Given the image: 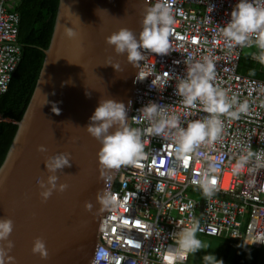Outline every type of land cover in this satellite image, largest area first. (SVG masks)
Listing matches in <instances>:
<instances>
[{"label":"built area","instance_id":"built-area-1","mask_svg":"<svg viewBox=\"0 0 264 264\" xmlns=\"http://www.w3.org/2000/svg\"><path fill=\"white\" fill-rule=\"evenodd\" d=\"M155 2L148 0V6ZM163 2L171 3L175 20L169 37V53L157 55L144 50V60L136 72L145 73V78L136 81L132 90L130 121L133 128L142 132L145 158L140 166H122L107 184L118 204L106 209L99 221V228L103 229L97 231L99 241L91 264H162L163 255L174 246V233L188 227L193 218L198 221V235L215 238L228 232L234 237L243 236L241 217L248 215L250 221L244 227V236L250 241L264 237V169L254 177L246 170L240 175L232 174V165L249 144L254 152L264 154V82L238 73L240 57L245 50L256 46L255 37L245 46L229 47L225 41L219 27L229 21L236 0ZM16 4L17 0H0V96L8 92L22 57L17 39ZM208 4L215 5L211 13L207 12ZM204 57L215 63L213 86L224 90L229 100L235 96L238 103L247 101L248 111L238 119L218 114L223 124L220 137L211 145H201L199 150L204 155L193 156L185 166L175 155L172 139L149 133L151 123L141 119L136 109L149 101L157 102L161 105L158 119L175 115L180 127L211 115L199 100L194 106H185L182 97L174 91L179 79L186 75L185 62L202 61ZM157 76L168 82L162 91L159 85L156 89L149 87ZM221 155L220 171L213 174L215 191L211 197H205L191 180L207 167L209 160ZM253 178L255 183L250 184ZM189 193L199 194L201 199L190 198ZM190 202L191 207H185ZM115 219L118 220L113 222ZM111 224L117 233L107 237ZM253 243L255 249L260 247L261 243Z\"/></svg>","mask_w":264,"mask_h":264},{"label":"water","instance_id":"water-1","mask_svg":"<svg viewBox=\"0 0 264 264\" xmlns=\"http://www.w3.org/2000/svg\"><path fill=\"white\" fill-rule=\"evenodd\" d=\"M127 6V0H58L39 77L0 166V218L13 222L9 239L14 244L10 252L14 264H91L102 211L91 199L104 188V182L99 178L97 160H93L100 145L84 126L100 99L111 98L126 106L131 101L132 105L133 66L105 41L110 29L115 32L125 27L134 34L139 32L138 18ZM70 26L77 33L71 39L64 35ZM105 63H117L120 69L115 71ZM53 103L58 114L51 110ZM39 145L44 146V152L38 150ZM60 152L69 155L70 166L56 173L57 183L68 187L62 192L54 190L42 202L37 179L48 175L43 162ZM84 159L95 168L80 170ZM72 167L74 175L70 174ZM75 178L78 184L87 179L90 182L76 186ZM87 195L92 196L90 200ZM72 198L78 205L76 211L69 208ZM86 202H91V210L85 209ZM36 237L45 243L46 260L31 252Z\"/></svg>","mask_w":264,"mask_h":264},{"label":"clouds","instance_id":"clouds-1","mask_svg":"<svg viewBox=\"0 0 264 264\" xmlns=\"http://www.w3.org/2000/svg\"><path fill=\"white\" fill-rule=\"evenodd\" d=\"M214 7L215 5L208 4L207 12L211 13ZM229 15V21L219 27L229 47L245 46L252 42L251 38L254 36V43L260 50L255 55V59L264 64V0H236ZM208 18L211 19L209 16ZM174 23L171 3L156 0L154 4L144 8L138 33L134 34L131 29L121 27L107 35L105 41L112 46L116 54H124L126 61L131 66L137 67L144 60V50L157 55L169 53V37ZM76 34L73 27H66L64 33L66 37L71 39ZM185 63L187 64L186 75L177 82L175 94L182 97V103L185 106H194L199 100L207 113L211 115L202 120H192L186 127H180L175 115L158 119L161 105L157 102L149 101L136 111L141 114V119L151 123V127L147 129L149 133L172 139L176 157L187 166L193 156L199 158L204 155L199 150L201 145H211L220 137L223 124L218 114H226L233 119H238L241 113L248 111V102L238 103L235 96L229 100L224 90L213 86L212 81L216 76L213 59L204 57L202 61L189 60ZM105 65H111L115 71L120 69L117 63H105ZM254 74V70H250L249 75ZM164 75L167 76L168 73L165 72ZM144 78L145 73H138L134 83ZM167 83L166 79L157 76L150 81L149 87L156 89L159 85V90L162 91ZM234 105H237L235 110H233ZM130 106L131 101L126 106L124 102L111 98L100 99L88 118L89 123L84 126L87 133L100 145L96 156L99 178L104 182V188L114 177L116 171L112 176L113 170L127 165L140 166V161L145 158V145L141 140L142 132L139 128L130 127L128 123ZM51 110L59 113L54 103ZM133 119L137 118L133 117ZM173 129H175L174 132ZM38 150L44 152L45 148L39 145ZM222 160V155L209 160L207 167L191 180L193 185L199 186L205 197H211L215 191L216 177L213 174L220 171ZM43 163L48 175L44 179L38 178L37 185L40 189L39 197L42 202H45L54 190L62 192L68 187L66 183H57L56 173L70 166V158L67 153L60 152L48 156ZM250 163L252 166H249ZM261 169H264V154L254 152L249 144L247 150L239 155L232 165V174L240 175L246 170L254 177ZM2 183L3 176H0V184ZM249 183H255L254 178L249 180ZM160 187L163 190V185ZM96 201L100 210H104L105 213L106 209L114 205L115 196L101 190L96 195ZM185 207H191V202ZM85 209H92L91 202L85 203ZM12 227L11 219L0 218V264H14V257L10 255L14 244L9 239ZM197 231L198 221L193 218L188 227L174 233V246L167 249L162 257V264H184L189 254L206 249L208 246L197 237ZM253 242L264 243V237ZM31 252L38 254L41 260L48 258V250L39 237L34 238ZM202 259L204 264H224L222 259H217L212 253H205Z\"/></svg>","mask_w":264,"mask_h":264},{"label":"trees","instance_id":"trees-1","mask_svg":"<svg viewBox=\"0 0 264 264\" xmlns=\"http://www.w3.org/2000/svg\"><path fill=\"white\" fill-rule=\"evenodd\" d=\"M57 6L58 0H17L14 11L19 18L17 39L22 48V58L12 76L8 92L0 96L1 118L15 123L21 120L43 64V51L51 40ZM258 53L256 47L246 50L240 57L238 73L264 81V64L255 59ZM250 70H254L255 74L249 75ZM8 148L2 155L0 166ZM215 239L224 240L222 237ZM215 257L222 259L224 264H264V247L255 249L235 242L225 243L223 255Z\"/></svg>","mask_w":264,"mask_h":264},{"label":"bare ground","instance_id":"bare-ground-1","mask_svg":"<svg viewBox=\"0 0 264 264\" xmlns=\"http://www.w3.org/2000/svg\"><path fill=\"white\" fill-rule=\"evenodd\" d=\"M127 3H128V6H127V9H128V12H130V14L132 15V13L138 18V25H140V20H141V17H142V13H143V10H144V8L145 7H147L148 6V3L146 2V0H127ZM140 5V6H139ZM139 6V7H138ZM136 22V21H135ZM111 31H110V33H112V32H114V29H110ZM117 30V29H116ZM109 33V34H110ZM108 34V35H109ZM137 68H138V66H137ZM135 70V71H134ZM136 75H137V72H136V67L134 68L133 67V79H134V76L136 77ZM132 79V80H133ZM254 79V78H253ZM262 82H264V81H262ZM133 95V94H132ZM91 161H92V158H89ZM85 160V159H84ZM93 160H97V156L96 155H94L93 156ZM83 168H81L80 167V170L81 169H84V168H87V169H89V170H91V167H94L95 168V165L93 164V163H91L89 160H85V164L82 166ZM70 171H71V175H74L73 173H74V171H76V169L74 168V167H72V168H70ZM113 172H112V176H113ZM81 180V179H80ZM74 181L76 182V186H79V185H81V184H83V185H85V184H89V182H90V180H86V182H84V181H82L81 182V184H78V183H80L76 178L74 179ZM103 186H105V184L103 185ZM109 189L110 188H102V190H105V191H108L109 192ZM114 190L116 189V187L115 188H113ZM78 195V194H77ZM77 195H76V197H77ZM91 197L92 196H88L87 195V198L90 200L91 199ZM94 199H91V200H95L94 202L96 203L97 201H96V197H93ZM72 201V204H70L71 206L69 207L70 209H73L74 211H76V209H77V206L78 205H76V200H75V198H72L71 199ZM77 201H81V198H78L77 199ZM79 203V202H78ZM117 202H115L114 203V205L112 206V207H117ZM67 211V210H66ZM62 212L64 213L65 212V209L63 208L62 209ZM87 213H90L89 214V217H90V215H91V212H87ZM103 214H104V210H102V211H100V213H99V216H98V221L97 222H99L100 220H101V218L103 217ZM241 219H243V226L245 227V225H246V223H247V221H250V218H249V216L248 215H246V216H243V217H241ZM116 220H118V219H115L113 222H115ZM75 221H78V222H80V220L79 219H77V220H75ZM79 224H81V223H79ZM104 226H106V224H103ZM114 224H111V226L109 227V229L107 230V229H104V230H107V237H110L111 235H115L116 233H117V229L115 230V231H113V229H114V226H113ZM244 227H241V232L243 233L242 235L243 236H234V237H232V236H230L229 235V233L228 232H223L221 235H219V237H222V238H225V237H227V238H229V240L231 241V242H235V243H239V244H241L242 246H244V247H252V248H255V244L252 242V241H254V240H251L250 241V238H247L246 236H244ZM119 228L122 230V227H120L119 226ZM103 228H99V225L97 224V230L96 231H101ZM140 234V233H139ZM97 237V236H96ZM207 237H209V236H207ZM97 241H99V239H98V237H97ZM246 241V242H245ZM251 242V243H250ZM246 243V244H245ZM247 243H249V244H247ZM260 247H258V249H261L262 247H264V244H260L259 245ZM93 252H94V249H93ZM93 254V253H92Z\"/></svg>","mask_w":264,"mask_h":264},{"label":"rangeland","instance_id":"rangeland-1","mask_svg":"<svg viewBox=\"0 0 264 264\" xmlns=\"http://www.w3.org/2000/svg\"><path fill=\"white\" fill-rule=\"evenodd\" d=\"M254 47H256V46H254ZM257 50L260 51L259 49H257ZM132 104H133V102H132ZM131 107H132V105H131ZM130 110H131V108H130ZM128 123H129V126L132 127V124L130 121V113H129ZM17 125L18 124L13 122V121H10L8 119H4V118L0 117V160L2 158V155H3L6 147L7 146L10 147V145L12 143L13 137H14L15 132H16ZM121 168H122V166L119 169H117L116 172L118 170H120ZM188 196L190 198H195L196 200L201 199V195L196 194V193H189ZM196 235L198 238L203 239L204 240L203 242L205 244H207L208 247L206 249H201L194 254H189L186 264H204V261L201 259L205 253H212V254L217 255V256H222L224 253V249H225V243L231 242L229 240V238H227V237L223 238L224 240L221 241L220 239H215L212 237H205V236L203 237V235L198 236V234H196Z\"/></svg>","mask_w":264,"mask_h":264},{"label":"crops","instance_id":"crops-1","mask_svg":"<svg viewBox=\"0 0 264 264\" xmlns=\"http://www.w3.org/2000/svg\"><path fill=\"white\" fill-rule=\"evenodd\" d=\"M199 236V235H198ZM204 237V236H203ZM202 242H203V239L199 238Z\"/></svg>","mask_w":264,"mask_h":264},{"label":"snow or ice","instance_id":"snow-or-ice-1","mask_svg":"<svg viewBox=\"0 0 264 264\" xmlns=\"http://www.w3.org/2000/svg\"><path fill=\"white\" fill-rule=\"evenodd\" d=\"M137 226H139V225H137ZM113 231H115V229H113ZM129 243H131V242H129Z\"/></svg>","mask_w":264,"mask_h":264}]
</instances>
